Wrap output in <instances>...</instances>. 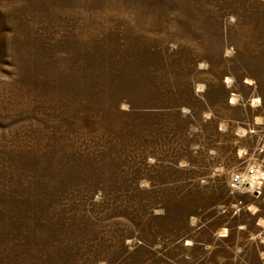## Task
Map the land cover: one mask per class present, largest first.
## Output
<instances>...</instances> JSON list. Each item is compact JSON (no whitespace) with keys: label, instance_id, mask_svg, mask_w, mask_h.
Wrapping results in <instances>:
<instances>
[{"label":"rangeland","instance_id":"rangeland-1","mask_svg":"<svg viewBox=\"0 0 264 264\" xmlns=\"http://www.w3.org/2000/svg\"><path fill=\"white\" fill-rule=\"evenodd\" d=\"M254 165L264 0H0V264H264Z\"/></svg>","mask_w":264,"mask_h":264},{"label":"built area","instance_id":"built-area-1","mask_svg":"<svg viewBox=\"0 0 264 264\" xmlns=\"http://www.w3.org/2000/svg\"><path fill=\"white\" fill-rule=\"evenodd\" d=\"M259 177L264 179L261 175V170L258 166H249L245 172H235L232 174L231 181L233 187H247L250 183V180L256 179L258 180ZM262 183V181H260Z\"/></svg>","mask_w":264,"mask_h":264},{"label":"bare ground","instance_id":"bare-ground-1","mask_svg":"<svg viewBox=\"0 0 264 264\" xmlns=\"http://www.w3.org/2000/svg\"><path fill=\"white\" fill-rule=\"evenodd\" d=\"M252 180H256V179H252ZM251 181V180H250ZM259 181V180H258ZM254 185L256 184V181H253L252 182ZM260 184H261V182H260Z\"/></svg>","mask_w":264,"mask_h":264}]
</instances>
